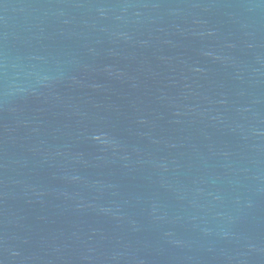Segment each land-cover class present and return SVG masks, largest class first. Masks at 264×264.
<instances>
[{
    "label": "water",
    "instance_id": "water-1",
    "mask_svg": "<svg viewBox=\"0 0 264 264\" xmlns=\"http://www.w3.org/2000/svg\"><path fill=\"white\" fill-rule=\"evenodd\" d=\"M0 264H264V0H0Z\"/></svg>",
    "mask_w": 264,
    "mask_h": 264
}]
</instances>
